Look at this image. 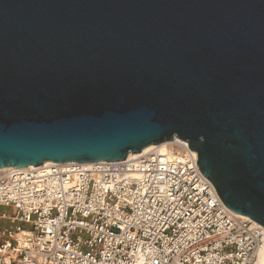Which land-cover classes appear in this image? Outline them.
<instances>
[{"label": "water", "instance_id": "obj_1", "mask_svg": "<svg viewBox=\"0 0 264 264\" xmlns=\"http://www.w3.org/2000/svg\"><path fill=\"white\" fill-rule=\"evenodd\" d=\"M174 138L264 228V0H0V170Z\"/></svg>", "mask_w": 264, "mask_h": 264}, {"label": "built area", "instance_id": "obj_2", "mask_svg": "<svg viewBox=\"0 0 264 264\" xmlns=\"http://www.w3.org/2000/svg\"><path fill=\"white\" fill-rule=\"evenodd\" d=\"M0 209V264H260L264 250V228L176 138L119 162L0 170Z\"/></svg>", "mask_w": 264, "mask_h": 264}, {"label": "bare ground", "instance_id": "obj_3", "mask_svg": "<svg viewBox=\"0 0 264 264\" xmlns=\"http://www.w3.org/2000/svg\"><path fill=\"white\" fill-rule=\"evenodd\" d=\"M167 144H168V142H164V143H161V144H159L157 146H153V147H155V148H157V149H159L161 151H164L166 146H167ZM150 148H151V146H148V147L144 148L141 152H145V151L149 150ZM132 155H134V154H129L128 157H131ZM87 164L88 163H86L85 165H87ZM47 165H49V162H45L41 166H47ZM260 264H264V250L261 252Z\"/></svg>", "mask_w": 264, "mask_h": 264}, {"label": "rangeland", "instance_id": "obj_4", "mask_svg": "<svg viewBox=\"0 0 264 264\" xmlns=\"http://www.w3.org/2000/svg\"><path fill=\"white\" fill-rule=\"evenodd\" d=\"M0 211H2V209H0Z\"/></svg>", "mask_w": 264, "mask_h": 264}]
</instances>
